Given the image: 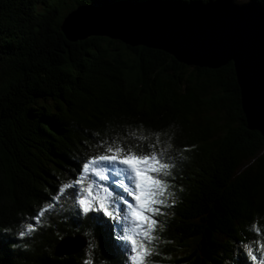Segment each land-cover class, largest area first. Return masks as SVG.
Returning a JSON list of instances; mask_svg holds the SVG:
<instances>
[{
  "label": "trees",
  "instance_id": "1",
  "mask_svg": "<svg viewBox=\"0 0 264 264\" xmlns=\"http://www.w3.org/2000/svg\"><path fill=\"white\" fill-rule=\"evenodd\" d=\"M93 1L0 0V264H126L127 247L72 189L35 218L109 144H155L173 165L153 264H251L242 245L261 239L254 224L264 233V137L248 128L234 64L200 69L108 38L70 42L64 18ZM78 235L84 250L55 255Z\"/></svg>",
  "mask_w": 264,
  "mask_h": 264
},
{
  "label": "water",
  "instance_id": "2",
  "mask_svg": "<svg viewBox=\"0 0 264 264\" xmlns=\"http://www.w3.org/2000/svg\"><path fill=\"white\" fill-rule=\"evenodd\" d=\"M61 28L72 43L108 38L134 49L163 51L188 67L220 70L233 63L248 128L264 137V7L258 1L192 6L96 0L69 13ZM87 245L82 235L66 238L55 255H77Z\"/></svg>",
  "mask_w": 264,
  "mask_h": 264
},
{
  "label": "snow or ice",
  "instance_id": "3",
  "mask_svg": "<svg viewBox=\"0 0 264 264\" xmlns=\"http://www.w3.org/2000/svg\"><path fill=\"white\" fill-rule=\"evenodd\" d=\"M163 156L155 144L141 153L131 146L109 144L103 154L85 160L75 182L58 187L57 195L35 218L39 222L45 211H50L65 191L72 189L69 195L75 199L82 213L100 214L91 218L108 224L112 239L127 247L126 264H153L149 258L155 250L152 241L157 239L153 235L159 223L155 217L165 215L163 209L172 207L174 203H170L174 193L170 191L172 185L167 179L172 175L173 165ZM86 176L93 178L87 186L83 183ZM27 230L30 233L35 229L29 224ZM251 230L261 239L242 245L245 258L251 264H264V233L255 224ZM20 235L25 233L22 231ZM252 244L256 245L255 249ZM85 264H92V261L86 260Z\"/></svg>",
  "mask_w": 264,
  "mask_h": 264
},
{
  "label": "rangeland",
  "instance_id": "4",
  "mask_svg": "<svg viewBox=\"0 0 264 264\" xmlns=\"http://www.w3.org/2000/svg\"><path fill=\"white\" fill-rule=\"evenodd\" d=\"M73 11H74V10H73ZM71 12H72V11H71ZM71 12H70V13H71ZM65 18H66V17H65ZM65 18H64V19H65ZM102 194H103V193H101V195H102ZM155 218H156L157 221L159 222L158 225L156 226V230H157V227H158V226H161L160 224H162V222L158 219V216L155 217ZM127 251H128V249H127Z\"/></svg>",
  "mask_w": 264,
  "mask_h": 264
},
{
  "label": "bare ground",
  "instance_id": "5",
  "mask_svg": "<svg viewBox=\"0 0 264 264\" xmlns=\"http://www.w3.org/2000/svg\"><path fill=\"white\" fill-rule=\"evenodd\" d=\"M49 116V115H48ZM65 131V130H64ZM57 225V224H56ZM222 264V263H221Z\"/></svg>",
  "mask_w": 264,
  "mask_h": 264
}]
</instances>
